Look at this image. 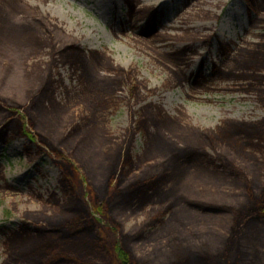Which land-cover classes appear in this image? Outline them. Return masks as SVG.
Wrapping results in <instances>:
<instances>
[{"label": "rangeland", "instance_id": "374dc122", "mask_svg": "<svg viewBox=\"0 0 264 264\" xmlns=\"http://www.w3.org/2000/svg\"><path fill=\"white\" fill-rule=\"evenodd\" d=\"M127 1L19 0L35 8L37 23L41 20L52 28L35 38L26 30L32 25L31 15L21 12L15 22L5 20L13 0H0V91L15 93L24 109L13 102L2 105L16 111L11 117L21 118L29 135L0 139V264L10 260L9 251L34 244L29 239L7 240L10 229L26 219H69L62 207L72 198L84 201L109 240L111 252L97 259L103 264L113 259L115 246H123L126 234L145 227L170 203L163 187L177 196L182 187L188 188L193 198L221 203L251 204L264 196V147L245 154L240 146L216 138L225 122L264 119V96L216 79L207 83L208 90L192 85L201 68L210 75L213 62L220 63L222 46L239 45L233 59L240 47L264 44V0L255 14L244 0H133L140 14L148 7L157 9L160 34L151 38L143 37V30L151 28L152 18L131 19ZM72 44L83 53L61 54ZM185 46L195 52L188 55L192 59L187 68L166 60L165 53ZM231 61L221 69L233 67ZM117 76H122L120 84L106 92L107 82ZM45 84L53 85L52 94L45 106L32 108L35 91ZM8 113L0 112V119ZM79 128V134L66 139L70 130ZM191 145L206 148L209 158L186 164L173 160L178 148ZM122 149L125 168L109 187L105 177L118 166ZM217 155L238 164L247 179L235 180ZM67 163L73 167L74 175L67 176L75 185L74 197L61 184ZM155 174H164L163 182L114 214L110 205L119 201L121 181L126 185ZM249 188L257 189V197ZM192 215L201 219L200 229L213 224L222 236L230 235L238 220L230 215ZM167 216L169 212L162 219ZM249 223H241L237 236L257 227L264 232V221ZM159 227L154 237L150 233L155 229H146V237L134 246L139 261L165 248L171 253L166 226L159 223L156 230ZM31 260L39 262L34 256Z\"/></svg>", "mask_w": 264, "mask_h": 264}, {"label": "trees", "instance_id": "16d2710c", "mask_svg": "<svg viewBox=\"0 0 264 264\" xmlns=\"http://www.w3.org/2000/svg\"><path fill=\"white\" fill-rule=\"evenodd\" d=\"M245 1L250 12H256L262 8L260 0ZM127 4L128 16L131 19L138 18V21H142L149 16L152 18L151 28L143 30V37L151 38L159 33L157 9L148 7L140 14L138 10H135L136 6L133 0H128ZM11 11L4 13L3 19L15 22L14 19L21 12L25 15H31V18L34 17L35 13L34 9L17 0H13ZM32 22V25L29 26L30 28L26 30L28 33L34 34L35 38L43 29L47 32L52 30L51 27L41 20L37 23V19L33 18ZM30 34H27V36ZM77 51L83 53L84 50L72 44L66 46L61 51V54H67V57H70L74 56ZM189 51L190 49L186 47L176 50L174 53H165V58L183 65L188 61ZM230 60H232L231 62H233L234 66L230 69L229 67L225 69L220 67L215 79L230 82L232 85L239 86L240 90L253 91L259 97H263L264 44L250 43L240 47L237 50V54ZM87 69L89 71L90 67H87ZM17 70H20L19 67ZM120 80L122 81V76L114 77L110 82H107L105 91L114 90L116 85L120 84ZM208 82H199L197 85L208 90L211 88L209 85L206 87ZM52 86V84H45L35 91L32 98V102L35 105L32 108H36L40 104L46 105L48 97L52 94ZM18 99L19 97L15 96L13 92L2 93L0 91V112L9 111L8 115L6 114L7 116L0 119V139L7 136L20 137L23 135L29 137L23 130V120L11 117L16 114V111L8 110L2 105L3 102H13L16 107L24 109V105L17 102L19 101ZM85 125L84 123L82 128ZM218 130L220 131L216 137L218 141L240 146L242 153H253L254 155L257 151L261 152L264 147V119L255 122H225ZM80 131V128L75 131L74 129L70 130L66 139H72ZM39 136L42 137L43 135L39 134ZM51 149H53V152L56 151L54 147H51ZM39 151H44V149ZM124 153L125 151L122 149L119 154L118 166L105 177L109 187L125 168V165H123ZM209 156L210 154L206 148L191 145L185 148H178L173 155V160L179 164L193 163L194 161L196 163L208 159ZM217 161L220 162L222 168L229 170L238 182H240L241 178L247 179L243 168L226 156L217 155ZM64 166L67 170L61 171L63 174L61 184L65 192L70 195L69 197H74L75 185L71 178L67 176V174L70 176L74 175L73 167L69 163H67L68 167ZM119 166L121 169L118 168ZM164 179V174H155L146 176L134 183H126V185L121 181L118 185L119 201H112L111 210L115 214L116 209L124 206L129 207L134 198L144 197L143 192L152 189L163 182ZM161 191L164 194L167 193L165 198H169L170 203L166 204L145 227L126 234L123 246H115L112 249L113 259L103 261V264H264V232L262 233L260 228L257 227V229L252 228L244 236H237L238 228H240L243 221H248V223L264 221V196L254 199L251 204H247L244 200L234 204L193 198L190 196L189 189L183 187L180 189L181 194L178 196L172 195V191L169 192L166 187L161 188ZM247 191H250L254 197L257 194V189L255 188H249ZM62 208L70 216L69 219H63V222L45 223L38 218L26 219L18 228L10 229L5 234L7 240L29 239L33 240L34 244L30 246L29 244L22 245L13 252L9 251L10 260L8 259L9 261L6 264H100L97 259L104 255L105 252L109 254L111 250L108 246L109 240L103 237L102 232L99 230L101 224L94 218L91 209L85 205L80 197L76 198V200L72 198V201L68 205L65 204ZM167 212H169V216L163 220L162 218ZM193 213L206 216L230 215L235 216L238 220L236 223L234 222L230 235L222 236L220 233L219 235L216 233L219 231L213 224H210L207 229H200L201 219L192 215ZM114 216L117 217L116 215ZM159 223L166 226L165 231L169 236L167 243L171 246V253L165 248L151 252L149 259L139 261L133 253L134 246L146 237V229H155V231H151L150 236H156L160 231V227L157 230L155 227ZM193 226L195 227L194 230ZM33 256L39 260L38 263H34L31 260Z\"/></svg>", "mask_w": 264, "mask_h": 264}, {"label": "flooded vegetation", "instance_id": "af4514ba", "mask_svg": "<svg viewBox=\"0 0 264 264\" xmlns=\"http://www.w3.org/2000/svg\"><path fill=\"white\" fill-rule=\"evenodd\" d=\"M239 47V45H235L234 47L231 46L229 49L226 47H223L222 48V52H221V56H220V60H221V64L224 65L226 64L230 58H231V55L233 53V51H235L237 48ZM219 73V68H216L212 74L210 75H206L204 78V81H213L215 78H217V75ZM242 92H245V93H249V94H256L254 93L253 91H248V90H241Z\"/></svg>", "mask_w": 264, "mask_h": 264}, {"label": "bare ground", "instance_id": "6f19581e", "mask_svg": "<svg viewBox=\"0 0 264 264\" xmlns=\"http://www.w3.org/2000/svg\"><path fill=\"white\" fill-rule=\"evenodd\" d=\"M18 1H19V0H18ZM23 4H26V5L29 6V4L26 3V2H23ZM29 7H30V6H29ZM31 7H32V6H31ZM31 7H30V8H31ZM33 9H35V8H33ZM263 16H264V15H263ZM159 34H160V33H158V35H159ZM189 58H190V57H189ZM191 59H192V58H191ZM188 64H189V63H187V62L184 63V64H183V67L187 68V67H188ZM204 77H205V75L201 72V73H199V74L196 75V80H195V81L198 82V80H199L200 78H204Z\"/></svg>", "mask_w": 264, "mask_h": 264}]
</instances>
